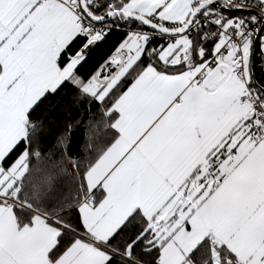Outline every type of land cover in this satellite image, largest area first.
I'll list each match as a JSON object with an SVG mask.
<instances>
[{
  "label": "snow or ice",
  "instance_id": "1",
  "mask_svg": "<svg viewBox=\"0 0 264 264\" xmlns=\"http://www.w3.org/2000/svg\"><path fill=\"white\" fill-rule=\"evenodd\" d=\"M0 264H264V0H0Z\"/></svg>",
  "mask_w": 264,
  "mask_h": 264
}]
</instances>
